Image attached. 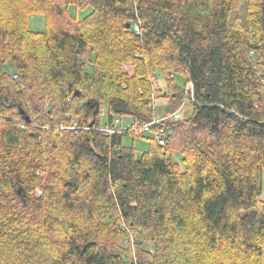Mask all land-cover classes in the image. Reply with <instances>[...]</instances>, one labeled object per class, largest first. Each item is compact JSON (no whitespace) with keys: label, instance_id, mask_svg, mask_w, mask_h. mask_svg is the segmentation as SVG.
Masks as SVG:
<instances>
[{"label":"trees","instance_id":"16d2710c","mask_svg":"<svg viewBox=\"0 0 264 264\" xmlns=\"http://www.w3.org/2000/svg\"><path fill=\"white\" fill-rule=\"evenodd\" d=\"M263 170L264 0H0V264H263Z\"/></svg>","mask_w":264,"mask_h":264},{"label":"rangeland","instance_id":"374dc122","mask_svg":"<svg viewBox=\"0 0 264 264\" xmlns=\"http://www.w3.org/2000/svg\"><path fill=\"white\" fill-rule=\"evenodd\" d=\"M90 9H86L85 11H78L79 17L84 16ZM239 13H242V10L239 11ZM45 26V18L43 15L39 14H32L28 18V28L31 30H42ZM3 68L7 71H12L14 69L13 64H6L3 66ZM123 69L132 72V67L128 65H124ZM178 83H182L181 78H177ZM157 83L161 89L163 88L164 80L162 76L158 75L157 76ZM182 103V105H181ZM184 103V104H183ZM182 106V107H181ZM181 107V108H180ZM179 109V113L181 117H186L190 114L191 112V104L190 102L186 101L183 102V100L179 97L176 96L174 98H167V97H157L154 101V113L156 116H164L172 111ZM104 113H106L105 107L101 108ZM102 120L106 119L105 115L101 117ZM123 126H127V122H129V118L123 117L122 118ZM76 123H74L75 125ZM71 126L70 128H76V126ZM122 144L123 145H132L135 148V151L140 154L141 152L145 151L148 149V141L146 139H143L141 137H138L137 135H134L132 133L125 134L122 138ZM175 157L178 161L181 160L180 154L176 153ZM258 201L264 200V170L262 172V190L259 196L257 197ZM125 242L123 238V243ZM263 264H264V254H263Z\"/></svg>","mask_w":264,"mask_h":264},{"label":"built area","instance_id":"2783aa9c","mask_svg":"<svg viewBox=\"0 0 264 264\" xmlns=\"http://www.w3.org/2000/svg\"><path fill=\"white\" fill-rule=\"evenodd\" d=\"M135 28L138 30L139 27H138V24H135ZM185 88L187 91L190 92V94L192 95V92H193V83L191 81L187 82L186 85H185ZM105 113L100 110L99 112V115H98V118L100 119L102 116H104ZM169 117H172V118H180V113H179V110H174L173 112H171L169 115ZM161 117H157V116H153L152 119L146 123H143L142 125H138L137 123L134 124L133 126L131 127H123V129H119L117 128V124L119 123V119H115L114 121V127H109V126H103V127H99L98 129L107 133V134H112V133H119L123 130L125 131H138V132H144V131H149V128L154 125V124H157L161 121ZM162 134V130H159L156 134L157 136V139L159 140V142L162 144L163 141L162 139L159 138V136Z\"/></svg>","mask_w":264,"mask_h":264},{"label":"bare ground","instance_id":"6f19581e","mask_svg":"<svg viewBox=\"0 0 264 264\" xmlns=\"http://www.w3.org/2000/svg\"><path fill=\"white\" fill-rule=\"evenodd\" d=\"M146 123V122H145Z\"/></svg>","mask_w":264,"mask_h":264}]
</instances>
